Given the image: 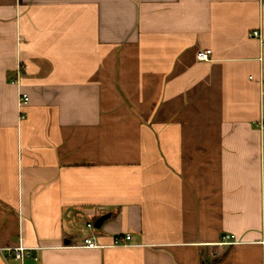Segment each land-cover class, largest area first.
I'll return each mask as SVG.
<instances>
[{
	"label": "crops",
	"instance_id": "1",
	"mask_svg": "<svg viewBox=\"0 0 264 264\" xmlns=\"http://www.w3.org/2000/svg\"><path fill=\"white\" fill-rule=\"evenodd\" d=\"M262 123L264 0H0V264H264Z\"/></svg>",
	"mask_w": 264,
	"mask_h": 264
},
{
	"label": "built area",
	"instance_id": "2",
	"mask_svg": "<svg viewBox=\"0 0 264 264\" xmlns=\"http://www.w3.org/2000/svg\"><path fill=\"white\" fill-rule=\"evenodd\" d=\"M251 36L253 38H258L259 40H263V36H262V32L260 30H254L252 33H251ZM210 55H211V51L210 50H207V51H203V52H200L198 53V59L199 60H208L210 58ZM20 78L17 77L15 79L12 80V83L14 84H20ZM29 95L24 93V92H20L19 94V109H20V112H21V118L24 119L26 117L25 113L23 112V108L29 103ZM261 129L262 131L264 132V123L261 124ZM86 227L88 228H93V224L90 222V223H87L86 224ZM132 239L131 236H117L115 239H114V244L115 245H121V244H125V243H128L130 240ZM84 247H95V244H94V241L92 238H89V239H86L84 244H83ZM5 251H8L12 254V256L17 259V260H24L25 258L29 257L30 256V250L27 249V248H24L22 246H19V247H16V248H12V249H8V250H5L3 248H0V252L3 254Z\"/></svg>",
	"mask_w": 264,
	"mask_h": 264
},
{
	"label": "water",
	"instance_id": "3",
	"mask_svg": "<svg viewBox=\"0 0 264 264\" xmlns=\"http://www.w3.org/2000/svg\"><path fill=\"white\" fill-rule=\"evenodd\" d=\"M111 217V214H105L103 216H101L100 218H98L94 224L96 229H100L103 225V223L108 220Z\"/></svg>",
	"mask_w": 264,
	"mask_h": 264
},
{
	"label": "rangeland",
	"instance_id": "4",
	"mask_svg": "<svg viewBox=\"0 0 264 264\" xmlns=\"http://www.w3.org/2000/svg\"><path fill=\"white\" fill-rule=\"evenodd\" d=\"M96 231H101V230H96Z\"/></svg>",
	"mask_w": 264,
	"mask_h": 264
}]
</instances>
